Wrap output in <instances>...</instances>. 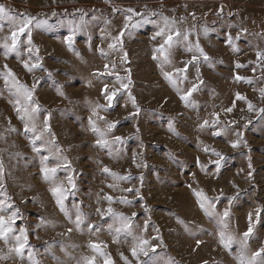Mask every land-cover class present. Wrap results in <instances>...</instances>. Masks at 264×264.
<instances>
[{
  "label": "rangeland",
  "instance_id": "374dc122",
  "mask_svg": "<svg viewBox=\"0 0 264 264\" xmlns=\"http://www.w3.org/2000/svg\"><path fill=\"white\" fill-rule=\"evenodd\" d=\"M2 3L18 11L0 21V201L5 218L18 210L29 247L20 256L14 238L0 240V264H241L264 247V0ZM24 17L35 18L31 35L8 51ZM167 35L177 43L162 55ZM21 85L39 106L37 133L48 117L40 155L20 118ZM41 156L60 165L51 180ZM121 216L130 229L117 233ZM221 232L234 237L227 248Z\"/></svg>",
  "mask_w": 264,
  "mask_h": 264
},
{
  "label": "snow or ice",
  "instance_id": "6c2138e0",
  "mask_svg": "<svg viewBox=\"0 0 264 264\" xmlns=\"http://www.w3.org/2000/svg\"><path fill=\"white\" fill-rule=\"evenodd\" d=\"M127 11L129 12H133L134 10L132 9H128ZM153 15H155L153 13ZM5 19L11 20L14 23L16 22V16L14 14H12L10 12V10L6 9V7L4 5H0V21H3ZM34 17H24L23 19L19 20V27L12 32L11 34V39H12V44L11 46H9L7 43L5 44V48L8 49V51H15L16 50V43L17 40L19 39L21 34H24L26 31L30 37L31 35V27L30 25L32 24V21L34 20ZM127 19H130V17H128ZM145 22H147V20H145ZM43 23H45V21H37L36 23V27L41 26ZM167 18H165V25L167 26ZM139 26V22H137V24L133 25V27H137ZM127 27V25H126ZM170 31V29H169ZM164 32L165 29H161L160 32L157 33V36H164ZM121 35H123V32L121 33ZM180 33L176 32L175 36L179 37ZM156 37H153V39H155ZM185 39H187V36L184 37ZM30 42V40H29ZM177 43V40L173 38V35H167L166 38H164V42L163 44H161L159 46L158 51L163 55L167 49H170L174 44ZM69 47H71V41L69 38ZM109 47H113V45H109ZM197 49L200 52V55L204 57V59L207 61L209 59V57L203 52L202 49H199V45H196ZM191 50V49H189ZM258 57H264V53H257ZM197 59L196 56H193V61H195ZM239 66V65H238ZM25 67L27 68L28 65L25 64ZM37 67V65H33L32 68ZM32 68H29V70L31 71ZM186 70V69H185ZM177 71H181V70H177ZM170 74L165 73V77L169 78ZM237 79H240L239 77H237ZM195 87V86H194ZM20 89L23 90L24 95L26 96L28 102H29V106L25 107L23 109V115L20 116V118L22 120H25V133H32L33 134V139H32V144H33V151L36 152L38 155L41 154L44 145L41 146H37V141H42L44 138V133L49 132V125H48V117H45L44 120V130L40 133L36 132V125L34 123V120L36 118V115L39 113L40 109L39 106H33V102L31 101V92L25 88L24 86H19ZM194 90V88L192 89ZM189 90L188 95H191V91ZM59 91V90H58ZM62 94V93H61ZM116 94L113 93L112 96H115ZM112 96H109L108 99L109 101H111ZM238 98H240L238 96ZM181 99H187V97H181ZM249 107H251V105H249ZM19 111V109H18ZM228 111H231V109H228ZM264 111V110H262ZM207 123V122H205ZM31 124V126H29ZM108 127L111 129L112 127H114V125L109 124ZM117 140H120V137L116 138ZM98 144H101V141H97ZM102 146H107L106 142L103 143ZM236 144H233V147H236ZM59 151V150H58ZM49 156H41V163L42 165H45L42 168V172L44 173V179L47 180H51L55 177L56 172L58 171V168L60 167V165H57L56 167H52L49 168L47 167V162L49 161ZM105 172H108L109 170L107 168L104 169ZM115 175V174H113ZM2 176H3V168L2 165H0V195H3V183H2ZM123 179V178H121ZM51 191L53 192L54 195H57V204L60 206L61 211L65 212V215H68L67 211L64 208L63 205V197L65 194V190L61 189V188H53L51 189ZM198 196H200L201 194L197 193ZM108 199L111 201V197H108ZM207 200V197H204L203 200L200 202V206L202 208H205L204 205V201ZM127 203V201H122ZM211 206V205H210ZM8 207H11V205H9ZM6 208L4 206L3 201H0V240H3L5 244H8L10 242H12V239L14 238V247L10 248L9 251L10 252H15L17 255L22 256L24 253V250L26 247L28 246L27 243V232L26 229L21 227L19 229V233L17 234L15 229H14V225L16 222V218L19 216V212L17 211H13L11 213V215L7 216V218H5V216L3 215V213H5ZM97 211L99 212L100 210L97 209ZM110 213L112 212L111 209L108 210ZM205 211L207 213V208H205ZM113 217H115L117 214L116 213H112ZM135 215V213L133 214ZM224 217L228 216V211L225 210ZM69 219H71L69 217ZM120 219L123 221L122 227L121 228H117L116 231L117 233L121 232L122 230H126V229H130V223L128 222V218L126 217H120ZM84 223V214L81 213L79 210H77V214H76V220H75V225L77 228H80V226ZM221 224H225L226 226V222L222 219L220 221ZM89 228H92L93 225H88ZM111 228V225L109 226ZM72 229H69V231H71ZM252 234V227L250 226L248 231L245 232L243 234L244 239L241 241V243L243 245H246L247 243V239L250 237V235ZM234 242V237H232L231 235H225L224 232H221V243L223 244L224 247H229L231 245V243ZM199 243V242H198ZM148 244V241L146 240H140L139 242V250L140 252L145 256L148 257V251L145 250V245ZM93 248H96V245H91ZM132 254L134 257L137 256V248H133L132 250ZM152 251L155 252V248H152ZM29 256L31 258V252H29ZM5 257L0 256V259H4ZM36 264H39V262L37 261ZM105 264H111L110 261H106ZM142 264H151V257H149L148 259L144 260L142 262ZM241 264H264V247L260 248L259 250H257L256 252L252 253L251 257L248 258L246 261L242 258L241 259Z\"/></svg>",
  "mask_w": 264,
  "mask_h": 264
},
{
  "label": "trees",
  "instance_id": "16d2710c",
  "mask_svg": "<svg viewBox=\"0 0 264 264\" xmlns=\"http://www.w3.org/2000/svg\"><path fill=\"white\" fill-rule=\"evenodd\" d=\"M2 5H4L5 7H6V9H8V10H10V11H12V12H17L18 10L17 9H14V7H12L11 5H8V4H6V3H2ZM89 12H91V11H89ZM58 14V13H57ZM60 14V13H59ZM46 19H49V20H55L56 18H57V15H48V14H44L43 15ZM59 16H63L62 14H60ZM42 17V16H41ZM54 17H56V18H54Z\"/></svg>",
  "mask_w": 264,
  "mask_h": 264
}]
</instances>
